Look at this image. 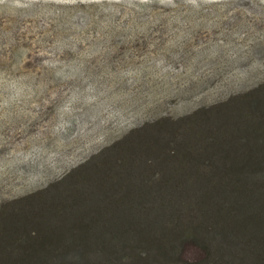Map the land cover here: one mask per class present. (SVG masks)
<instances>
[{"label":"rangeland","instance_id":"rangeland-1","mask_svg":"<svg viewBox=\"0 0 264 264\" xmlns=\"http://www.w3.org/2000/svg\"><path fill=\"white\" fill-rule=\"evenodd\" d=\"M23 2L0 7L5 200L46 187L141 123L132 101L159 99L163 79L190 86L156 112L176 116L264 79V0ZM143 13L160 20L132 36L129 15ZM113 17L117 39L107 35Z\"/></svg>","mask_w":264,"mask_h":264},{"label":"trees","instance_id":"trees-1","mask_svg":"<svg viewBox=\"0 0 264 264\" xmlns=\"http://www.w3.org/2000/svg\"><path fill=\"white\" fill-rule=\"evenodd\" d=\"M129 16L132 36L159 18ZM162 82L156 101L134 97L142 121L123 136L0 198V264H264V79L177 116L156 112L190 86Z\"/></svg>","mask_w":264,"mask_h":264},{"label":"clouds","instance_id":"clouds-1","mask_svg":"<svg viewBox=\"0 0 264 264\" xmlns=\"http://www.w3.org/2000/svg\"><path fill=\"white\" fill-rule=\"evenodd\" d=\"M9 6L14 9L25 7L23 0H0V7Z\"/></svg>","mask_w":264,"mask_h":264}]
</instances>
